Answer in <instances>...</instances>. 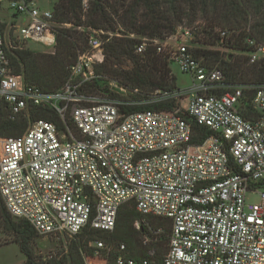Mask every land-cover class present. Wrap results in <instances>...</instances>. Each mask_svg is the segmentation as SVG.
<instances>
[{
	"label": "built area",
	"instance_id": "built-area-1",
	"mask_svg": "<svg viewBox=\"0 0 264 264\" xmlns=\"http://www.w3.org/2000/svg\"><path fill=\"white\" fill-rule=\"evenodd\" d=\"M10 9V29L0 18V102L12 121L30 120L31 110L41 107L62 124L36 120L22 136L0 138L7 213L40 237L67 239L88 226L112 231L122 206L131 203L144 218L170 223L160 264H264V85H229L220 67L208 68L191 50L199 28L179 26L162 40L140 39L136 54L155 48L190 77L189 87L145 97L105 75V33L93 30L64 85L47 93L15 71L14 59L28 44L56 49L54 10L24 0H12ZM216 31L219 44L229 41L227 30ZM244 45L250 64L264 61V44L247 36ZM246 90H254L256 117L244 113ZM173 100L172 111H127ZM184 115L211 136L193 144ZM249 195L258 202L249 203ZM95 249L109 250L101 241ZM84 258L94 264L99 257ZM115 264L158 263L119 257Z\"/></svg>",
	"mask_w": 264,
	"mask_h": 264
},
{
	"label": "trees",
	"instance_id": "trees-1",
	"mask_svg": "<svg viewBox=\"0 0 264 264\" xmlns=\"http://www.w3.org/2000/svg\"><path fill=\"white\" fill-rule=\"evenodd\" d=\"M198 12L208 22L206 25L208 27L204 28L205 36L209 39L214 38L216 44H218L219 37H216L215 29H223L227 26L232 29H241L237 35L234 33L227 43V46L234 50L240 52L246 50L244 38L247 36L259 43H264V0H88L87 6L84 0H58L54 7L55 21L60 25L69 24L72 28L57 29L56 54L52 57V67L54 68L55 64L58 65L54 69L56 72L52 70V77L42 79L41 74L37 72L39 67H37L36 53L27 50L16 52L17 59H14V64L18 69L21 64L24 66V74L28 83L38 86L47 93L59 90L68 77V68L77 60L78 50L82 48L80 43H85L84 34L77 28L85 26L105 32L102 36L105 41V61L100 67L101 72L127 87L151 92L155 90L173 92L178 89L176 77L172 75L170 63L164 55L158 54L153 47H149L141 55L136 54V45L140 41L128 36L133 34L146 36L148 39L162 40L174 34L184 19L188 18L192 23L197 18ZM223 23L226 24L222 26ZM243 25L250 26L249 33L242 30ZM204 44L209 46L206 42ZM194 55L198 60L203 58L207 65L220 62V68L225 73L229 85L251 87L264 85V61L250 64L247 70H244L243 63H240L233 55H228L227 61L220 60V53L211 50L197 49ZM127 62H130L131 68H126L128 67ZM253 93L254 90L245 91L244 113L248 117H256L250 106ZM176 105L177 103L173 100L152 106L127 109V111L152 109L172 111ZM184 118L192 125L193 144H202L211 136L212 133L207 128L199 126L189 116L184 115ZM31 119L32 122L47 120L58 125L62 124L55 112L41 107L31 110L30 120L20 117L12 121L9 119L6 105L0 102V138L22 136ZM126 205L128 204L120 209L112 231H99L88 226L81 234L74 237H81V241L71 248L70 261L72 264H83L85 256H93L89 251L88 253L83 252L88 248L89 242L98 241V237L104 238L105 243L111 245L117 243L118 247L126 243L128 249L131 250L127 259L138 263L148 259L158 264L162 262L168 250L170 223L161 218H144L137 212L135 205L130 204L133 205V210H129ZM138 215L142 219L152 218L153 223H158L159 228L157 229L166 228L163 229L165 233L161 237L163 240L164 236L166 244L163 251L145 250L138 246V237L149 234L147 225H141L139 230L134 228ZM0 216L2 217L0 225L6 232L15 236L13 243L18 245L21 254L26 258L25 264H39L34 262L35 252L31 248L37 235L31 225L23 220L15 221L1 204ZM121 246H123L122 250L126 249L125 245ZM151 251H154L153 258L149 256ZM68 257H63L60 261L41 262V264H68ZM117 259V255H113L111 251L108 253V264H115ZM92 263L104 264L101 259L93 260Z\"/></svg>",
	"mask_w": 264,
	"mask_h": 264
},
{
	"label": "rangeland",
	"instance_id": "rangeland-1",
	"mask_svg": "<svg viewBox=\"0 0 264 264\" xmlns=\"http://www.w3.org/2000/svg\"><path fill=\"white\" fill-rule=\"evenodd\" d=\"M11 1L12 0H0V18L3 21H6L5 26L7 29H10L8 23H9V21H11L10 16L13 14L12 10L10 9ZM24 1H26L28 3H32L35 6H37L38 8L44 9V10H52V9L54 10V7L58 2V0H24ZM232 22L234 23L233 20H232ZM225 24L226 23H223L222 26H224ZM206 25H208V22L202 18V15L199 12H198L197 18L192 23H190L188 18L183 20V23L180 26L190 28V29H193L195 27L199 28V31L197 32V35H196L195 39L193 40V43H190V45L192 46L191 50L193 52H195V50H197V49H205V50H211V51L219 52L220 53L219 58L222 61H227V56L233 55V57H236V59L239 60L240 63H243V65H244L243 69L247 70V67H249V65H250L249 60H247V56L244 53H241L240 51L234 50L233 48H230L229 46H227L228 41L224 42L223 44H219V43L216 44V40L214 38L209 39L208 36H205L204 28L208 27ZM71 28H72V26L69 24L58 25V26L54 27V29L57 31V35H58L57 29H71ZM249 28H250L249 25L248 26L243 25L242 30L244 32L249 33L250 32ZM216 29H218V28H216ZM216 29H215V32H217ZM77 30L79 32H81L82 34H84L83 38L85 39V43H80V46L82 48H81V50H78V54H79L80 52H83L89 48V45H88L89 37L94 35L95 32L93 31V29L85 27V26L79 27V28H77ZM223 30H227L229 32L230 37L234 33H236V35H237L241 31V29L240 30L232 29L231 27H228V26H227V28H223ZM12 32H13V30L11 29L10 35H12ZM101 35L102 34L99 33L98 36H100V38H101ZM117 36H121V34H117ZM136 37H137L136 39H138V40H140L142 38H147L146 36H136ZM216 37H219V35L217 34ZM205 42L207 44H209V46L204 44ZM262 44H264V43H262ZM23 47H24V50L32 51V52L36 53V60H37V65H38L37 67H39L37 72L39 74H41V78L43 79L46 77H52V70H53V72H56L54 69H56V67H58L57 64H55L54 68L52 67L53 66V64H52L53 58L52 57L55 56L56 49L53 51L52 49L43 48L40 45H29V44L24 45ZM201 61H203L204 64L208 68L221 67L220 62L215 63V64L211 63L210 65H207L205 60H203V58L201 59ZM126 65L128 66L126 68L132 67L130 62H127ZM170 69L172 71V75L174 77H176V86L178 88L184 89V88H187L190 86V84H191L190 77L182 74L176 64H174V63L170 64ZM15 71L16 72L19 71L18 73L23 74L25 79H26V76L24 74V66L22 64L19 66V69L15 65ZM57 71H58V68H57ZM105 75H107V74H105ZM107 76H109V75H107ZM140 90L143 93L142 95H145V97H149L148 95L151 93V91L143 90V89H140ZM141 98H142V96H141ZM179 105L181 107H183L184 102H179ZM31 122H32V119H31V121H28L27 128L29 127V124ZM56 125H58V124H56ZM247 198H248V202L251 204H255L258 202V197L255 195H249V196H247ZM0 200H1V197H0ZM0 204L3 207H5L2 200L0 201ZM130 204L131 203H129L126 206L129 208V210H133L134 209L132 207L133 205H130ZM1 220H2V217L0 216V221ZM15 221H17V220L15 219ZM143 224L147 225L149 234L141 235L138 237V240H137L138 246H140L142 249H145V250L163 251L164 248L166 247V244H165L164 236H163V240L161 239V237L165 233V231L163 229H166V228L163 227L161 229H157V228H159L158 223H153L152 218L142 219L138 215L137 219L134 222V228L136 230H139V229H141V225H143ZM97 239H98V241L103 242L105 244L106 248L109 250L96 251L95 242L91 241L88 244V248L85 249L83 253H88L87 251H89L90 253H92L93 258L94 257L96 258V256H98L99 258H97V259L103 260V259H107L108 253H110V251H111V253H113V255H117L118 258L122 257L124 259H127L128 255L131 252V250L128 249L126 243L121 244V245L126 246V249L122 250L123 246L120 245V247H118V246H116L117 243L114 245H111V244L105 243V239L102 237L101 238L98 237ZM14 240H15V236L6 232L2 228V226L0 225V264H25L26 258L23 256V254H21L18 245L13 243ZM80 241H81V237L74 238V239L73 238L62 239V238H54V237L44 238V237H40L39 235H36V237L34 238L32 244H31V248L35 252L34 262L41 264V262L47 263L48 261H51V260L52 261L53 260L60 261L61 259H63V257H68V255H69V257L67 258L68 264H72L70 261L71 248L73 245L78 244ZM85 257H87V256H85Z\"/></svg>",
	"mask_w": 264,
	"mask_h": 264
}]
</instances>
